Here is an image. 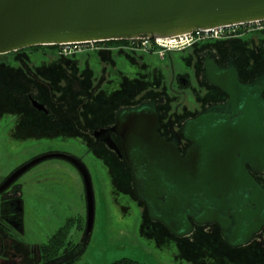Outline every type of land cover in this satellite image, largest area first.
Listing matches in <instances>:
<instances>
[{"label":"water","instance_id":"95a60500","mask_svg":"<svg viewBox=\"0 0 264 264\" xmlns=\"http://www.w3.org/2000/svg\"><path fill=\"white\" fill-rule=\"evenodd\" d=\"M260 19H264V0H0V54L35 45L141 36L171 38L194 29ZM234 121L215 113L189 120L184 134L191 145L181 156L176 146L157 132L158 116L151 104L118 112L111 130L122 137L133 189L152 220L183 236L191 231L188 216L197 223L217 221L223 225L231 211L235 232L246 228L236 244L246 241L248 226L243 216L264 217V189L245 163L253 171L264 170V136L241 142L236 133L246 129V122ZM236 153L241 156L236 158ZM48 158L65 159L79 170L89 233L94 219L91 179L85 165L72 155L36 157L12 172L0 184V191ZM247 202L256 208L247 212Z\"/></svg>","mask_w":264,"mask_h":264},{"label":"flooded vegetation","instance_id":"af4514ba","mask_svg":"<svg viewBox=\"0 0 264 264\" xmlns=\"http://www.w3.org/2000/svg\"><path fill=\"white\" fill-rule=\"evenodd\" d=\"M185 49H189L187 54L189 57L179 61L180 64H175L178 65V69L171 67L174 75L170 82L166 75L168 70L165 72L162 65L150 64L142 60L141 62L145 64L140 65L139 69L131 70L127 82H123L122 87L128 89V92H125L123 96L117 90L121 80H110L111 82L108 81L100 87L102 90L99 94L102 97V102L107 105L108 111L100 112L98 117L92 118L95 122L90 123V114L86 110L84 112V107H80L83 117L77 125L84 131L81 136L70 135L74 128L71 115L68 117V121L63 122L60 114L58 118L53 117L54 113L51 108L45 105L37 92L26 90L24 97L21 93V97L17 100L19 107L6 108L7 110L0 118L7 122V133L11 139L15 137L23 139L32 133L35 137H40L36 135L38 131L37 119L32 117V113L42 117L47 123L48 119L55 118L53 131L48 128L49 125H42L45 126L44 129L50 130V135L54 134L49 137L64 136L78 139L102 163L113 191L124 195L135 202L137 206L142 203L145 207L132 186V172L122 149V137L111 130L120 110L151 104L158 116L157 132L167 142L173 143L181 156L186 154L191 145V141L184 134L186 123L206 113L226 115L232 123L235 122L234 120L245 121L246 129L241 133H236L241 136V142L257 141L258 138L264 136V30L246 31V27L242 24L221 27L216 35L212 34V36L197 39ZM139 55L143 56V52ZM168 56L166 52L164 58H168ZM133 60L136 61L137 58ZM108 65H112V63L109 62ZM110 70L112 69L110 68ZM153 89H157V91L154 92ZM156 92L157 96L153 98L152 93ZM123 97H126L125 100L129 99V104L112 109L113 102ZM69 110L71 109L63 108L65 113H70ZM236 139L238 140V137ZM235 156L239 158L241 155L236 153ZM79 160L81 161V159ZM245 166L249 174L264 189V170L253 171L248 163H245ZM19 167L5 174L0 184ZM74 167L77 169L75 165ZM77 171L79 172L78 169ZM20 176L0 191V264H37L39 262V245L41 244H29L19 237L24 229V209L21 199L23 184L18 182ZM42 176V174L39 175V177ZM81 179L83 181L82 176ZM250 194L251 191H248V195ZM247 203L244 204L248 209L247 212L256 208L254 204ZM228 215L229 219L222 222L223 225L217 221L197 223L191 216H188L191 222V231L186 235L198 228L206 230L208 241L211 240L209 247H202L207 249L198 251L195 263L217 264L214 242L219 238L226 251L229 249L233 252V250L242 248V259L238 264H264V217L254 218L244 215V225L248 226L247 239L241 244H236L241 239L239 233L246 228L243 226L244 228L240 232H235L234 213L229 211ZM142 222L146 228L151 226V222L144 217H142ZM62 226L51 234L48 240ZM83 234L86 236V240L89 234L86 233V225L82 236ZM199 238H202L201 234H199ZM243 248H247V250L244 251ZM246 253L248 256L251 255L253 261H251L252 259L245 261L248 256L243 254ZM259 259L262 261L260 262ZM227 262L225 261V264ZM227 264H233V262Z\"/></svg>","mask_w":264,"mask_h":264},{"label":"rangeland","instance_id":"374dc122","mask_svg":"<svg viewBox=\"0 0 264 264\" xmlns=\"http://www.w3.org/2000/svg\"><path fill=\"white\" fill-rule=\"evenodd\" d=\"M255 30H264V28ZM163 43L167 44L166 41H163ZM186 43V41H182L179 46L176 44L177 48L167 50L168 58H164L166 52L163 55H159L156 53L157 51L154 52L149 49V51L132 49V46L125 43L112 46L108 50H99L103 52L99 56L95 54L76 56L78 60L75 61V68H85L88 71L86 74L84 73V77L88 79L89 87H85L84 83L82 84L75 75H72V77L69 75L71 77H68L70 87L68 88L69 91L66 92V101L67 108H72L69 110L70 113L68 115L74 118V126H79L77 124L83 117V114H81V117L77 114L78 107H84V112L87 111L90 114V123L95 122L92 119L93 115L96 113L100 115V112L108 111L107 105L101 101L102 97H100L99 92L102 89L100 87L110 80H121V84L117 90H119L118 93H124L123 82L126 81V78L130 77L129 73L131 70L139 69L140 65L145 64L141 62L142 60L150 64L157 63L160 66L162 65L161 67L164 71L168 70V73L165 72L170 82L174 75L171 67L178 69V65L175 64H180L179 61L188 59L189 57L187 55L189 49H185L189 45ZM180 51L181 53L179 54ZM142 52L143 56L140 57L139 54ZM46 56V54L43 55L34 51L26 57L18 59L21 60V67H23L25 72H16L14 70L13 72L16 75L9 74L8 72L3 73V78L0 77V116L8 107V109L19 107L17 100L21 97V93L22 97H24L26 90L33 93L37 92L40 95L42 91L38 88V85L46 87L43 88L45 89L43 91L45 93L44 97L50 102L51 106L49 107L55 112L52 105L58 103V94L55 95L46 82L38 78L36 79L35 73L37 71L31 70L34 66L33 63H38V59ZM135 58H137L136 61L133 60ZM109 62L112 65H108ZM26 63H32V66ZM17 68L19 67L16 66L15 69ZM110 71L112 72L109 75L108 72ZM13 76L18 81L10 84ZM45 76L50 77V80L56 79L54 74L51 73ZM26 82L28 83L27 86L22 88ZM15 84L18 86H15ZM63 88L60 87L61 90ZM87 90L89 93L86 92ZM153 90L154 92L157 91V89ZM80 93H84L86 96L80 99L77 97L81 96ZM156 94L157 92L152 93L153 98L157 96ZM71 102L73 106H71ZM125 104H129V99L125 100L123 98L121 100L119 98L113 102L111 108L116 109ZM65 105L61 107V110ZM61 112L63 115L65 114L64 111ZM54 115L52 116L58 118L57 113ZM32 117H35V120L37 119L36 127L38 131L36 135L40 136L39 138L35 137L34 133H32L26 135L23 139L20 137L11 139L7 133V122L3 118H0V181L10 170L41 155L65 153L81 159L88 169L91 178L94 196V219L88 237L81 246L82 250L78 263L110 264L122 258H129L143 264H193V262L188 261L190 258L192 259L191 256H186L184 251H181V254H179L176 243L167 241L166 239H160L159 241L155 239L162 236L163 231L162 235L158 236L155 226L152 225L153 223L150 226L151 234L145 235V231H143V234L141 233L143 230L140 227L141 217L145 214L143 204L141 203L140 206H137L135 202L129 200L124 195L115 193L102 163L78 139L64 136L51 138L49 136L54 134L50 135V130L53 131L52 127L54 126L55 118L48 119L49 122L47 123L36 114L32 113ZM42 125H49L48 128L50 130L48 128L44 129L45 126ZM40 174L43 176L39 177ZM18 182H22L23 184L21 199L24 209V229L19 235L23 241L29 244L45 243L51 234L62 225H68L69 239L75 242L81 239L83 230L85 231L87 218L85 191L81 176L71 162L62 158L44 159L23 173L18 178ZM205 231L197 228V230L187 235L196 250L203 251V249L207 248L202 247H209L211 244V240L208 241ZM199 234H201L202 238H199ZM217 234H219L218 231ZM214 244L217 264H225V261L229 263L232 261L233 264L240 263L243 253L242 248L233 250V252L229 249L226 251L223 242L219 238ZM243 249L244 251L247 250V248ZM243 255L248 256V253ZM248 259H252L251 255L245 261ZM259 261L261 262L262 259H259Z\"/></svg>","mask_w":264,"mask_h":264},{"label":"trees","instance_id":"16d2710c","mask_svg":"<svg viewBox=\"0 0 264 264\" xmlns=\"http://www.w3.org/2000/svg\"><path fill=\"white\" fill-rule=\"evenodd\" d=\"M110 43H113V44L119 43L120 44V43H124V41L120 40V41L110 42ZM34 51H37L43 55L46 54L47 56L40 58V59L37 58L39 60V62L33 63V65L36 67L33 66L31 70L37 71V73H35L36 79L38 78V79H41L42 81L46 82L48 87L52 89V92L55 95L58 94V98H57L58 103L52 105L53 109H55V112L50 107L52 110V113H54V114L57 113L58 116L60 114L63 118L62 122L68 121L69 115H68V113H65L63 115L61 112V111H63V109L61 110V107L64 104H66L64 107L68 106L67 101H66V95H67L66 92L69 91L68 88L70 87V84L68 83L69 82V80H68L69 75L71 77H72V75H75L81 81L82 84L84 83L83 85H85V87H89L88 79L86 77H84L86 72H88V71L85 68L84 69L80 68V67L75 68V63H76L75 61L78 60L77 57H79L81 55H87V54H95V55L99 56L103 52L99 51V50H95V51H90V52L84 51L82 53H71V54L64 55V54L59 52L60 47L58 44L35 45V46H31V47H26V48L18 49V50L11 51L8 53L0 54V77L3 78L4 72L5 73L8 72L9 74H12V75L15 74L13 72L14 70L16 72H18V71L19 72H25L23 67H21L22 66L21 60H18V59H20L22 57H26L29 53H33ZM37 59H35V60H37ZM26 64L29 66H32V63L31 64L26 63ZM16 66H18L19 68L15 69ZM49 73L54 74L56 79L50 80L51 79L50 77L45 76L46 74H49ZM82 74H84V75H82ZM71 77H69V78H71ZM127 79L128 78H126L125 80H127ZM11 81L12 82L10 84H12V83L14 84V82L18 81V79H15V76H13V80H11ZM27 84L28 83L26 82V84H24L22 86V88L27 86ZM15 86H18V85L15 84ZM60 87H64V88L61 90ZM38 88H40V90L42 91L41 94H43V95L40 94L42 101L49 108V106H51L50 102H48L46 97H44L45 93L43 92L45 90L43 88H46V87L44 85H38ZM86 92L89 93L88 90ZM125 92H128V89H124V93ZM124 93H122V96L124 95ZM80 94H81V96H77L80 99L84 98L86 96L84 93H80ZM123 98H126V97H123ZM123 98H121V100ZM62 102H64V103H62ZM71 106H73L72 102H71ZM77 111H78L77 114L81 117L82 111L80 110V107H78ZM96 115H97V113L95 115H93L92 118L99 116V115H97V116ZM72 122H74L73 117H72ZM81 131H82V129L80 128V126L79 127L74 126V128H72V133L70 135L76 136V137L81 136ZM63 133H64V130H63ZM67 134H69V133H67ZM142 217L148 219V221L151 222V224L153 223L152 225L155 226V228L157 230V232L156 231L155 232L158 234V236H160V234L163 231V235L161 234L162 236H160L161 238L156 237L155 239H157L158 241L160 239H163V240L166 239L167 241L176 243L178 246L177 249H178L179 254H181V251H184L186 256L192 257V259L190 258L188 261L193 262V264H196L195 262H196V258L198 255V251H200V250H196L194 248V245L191 244V242H190L191 239L189 240L187 235L186 236H177L174 233L170 232L163 223H161L160 221H157V220H152L148 216L146 209H145V214H143ZM142 217H141L140 227L143 230L141 231V233L143 234V231H145V235L151 234V232H150L151 228L150 227L146 228L144 226V222H142ZM79 228H80V225H79ZM81 229H82V227H81ZM83 232H85V231L83 230ZM85 238H86V236L83 234L82 239L79 240L78 242H75L74 240L69 239L68 238V225H63L46 243L39 245V262L37 264H82V263H78V260L80 258L79 256H80V253L82 250L81 246L84 244ZM198 242H199V240H198ZM179 249H180V251H179ZM110 264H143V263H138V262L133 261L132 259H129V258H122V259L116 260Z\"/></svg>","mask_w":264,"mask_h":264},{"label":"built area","instance_id":"2783aa9c","mask_svg":"<svg viewBox=\"0 0 264 264\" xmlns=\"http://www.w3.org/2000/svg\"><path fill=\"white\" fill-rule=\"evenodd\" d=\"M246 27V31L264 28V19L252 20L244 23H240ZM221 27L209 28V29H194L191 32L180 34L171 38H149V37H135V38H122V39H109L99 41H84V42H71L58 44L60 47V53L67 55L71 53H78L83 51L105 50L119 43H110L123 40L125 44L132 46V49L151 50L159 55H163L167 50L177 48L176 44L182 41H186V44H190L197 39L206 38L207 36L216 35ZM172 41H168V40ZM166 41L167 44L163 43ZM121 44V43H120ZM184 46V45H182Z\"/></svg>","mask_w":264,"mask_h":264},{"label":"bare ground","instance_id":"6f19581e","mask_svg":"<svg viewBox=\"0 0 264 264\" xmlns=\"http://www.w3.org/2000/svg\"><path fill=\"white\" fill-rule=\"evenodd\" d=\"M168 41H172V40L169 39Z\"/></svg>","mask_w":264,"mask_h":264},{"label":"crops","instance_id":"0c3cea01","mask_svg":"<svg viewBox=\"0 0 264 264\" xmlns=\"http://www.w3.org/2000/svg\"><path fill=\"white\" fill-rule=\"evenodd\" d=\"M174 260H176V258H174Z\"/></svg>","mask_w":264,"mask_h":264}]
</instances>
